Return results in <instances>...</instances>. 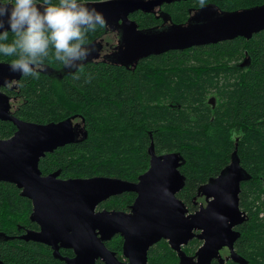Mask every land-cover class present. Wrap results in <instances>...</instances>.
I'll return each mask as SVG.
<instances>
[{
	"label": "trees",
	"instance_id": "obj_1",
	"mask_svg": "<svg viewBox=\"0 0 264 264\" xmlns=\"http://www.w3.org/2000/svg\"><path fill=\"white\" fill-rule=\"evenodd\" d=\"M98 1L103 0H78ZM204 4L231 13L262 6L264 0H173L155 9L163 10L173 25H181L189 11ZM155 9L138 11L130 20L142 32L160 29ZM105 26L88 33L90 44ZM115 31L120 38L121 31ZM12 38L10 33L8 42ZM110 55L98 62H84L78 79L68 73L59 84H53L50 72H40L38 78L22 76L19 86L25 103L15 112L17 119L37 124L75 118L82 122L76 142L47 154L39 169L43 174L57 172L65 179L104 176L135 183L148 169L152 145L157 155L177 153L181 157L184 185L177 198L189 212H195L200 188L233 161L243 172L239 208L246 216L235 228L234 253L239 260L228 257L212 264H264V31L249 39L239 37L151 56L128 67L118 65ZM12 59L0 54V63L10 64ZM44 65L58 69L62 64L50 54ZM209 96L215 98L214 108L207 104ZM13 131L12 124L0 123V139H8ZM134 198L125 193L100 208L128 211ZM29 212L30 202L14 186L0 183L3 264H64L50 248L19 239L21 232L31 228ZM106 245L120 255V236ZM200 246L201 241L194 238L180 253L192 259ZM60 255L65 258L70 253ZM147 264H181V258L168 242L160 240L148 251Z\"/></svg>",
	"mask_w": 264,
	"mask_h": 264
},
{
	"label": "water",
	"instance_id": "obj_2",
	"mask_svg": "<svg viewBox=\"0 0 264 264\" xmlns=\"http://www.w3.org/2000/svg\"><path fill=\"white\" fill-rule=\"evenodd\" d=\"M172 1L103 0L82 4L101 13L106 26L120 23V46L109 55L118 65L127 67L168 51L239 37L249 39L264 31V5L231 13H221L210 6L197 11L184 25L165 27L163 24L160 29L149 32L139 31L129 19L135 12H150ZM9 66L0 64L2 82L21 75L12 72ZM214 101L211 97L208 103L213 106ZM7 109L5 106L0 119L13 123L16 132L0 140V182L16 185L22 189L23 198L33 201L31 218L40 226L39 233H27L24 241L47 245L55 256L59 247L72 248L76 257L68 260V264H94L98 258L105 264H147L149 249L160 240L167 241L170 248L180 254L181 264L222 261L223 248L228 249L232 260H239L234 253L238 238L235 228L246 221V216L239 208L243 172L233 161L216 179L200 188L197 197H204L206 205H200L193 214L185 216V206L176 197L184 185L179 172L182 162L179 154L157 155L150 145L148 169L135 183L104 176L62 181L56 179L57 173L41 178L39 160L57 148L76 142L77 132L72 120L28 123L9 116ZM226 170L228 173L223 177ZM123 193L136 194L129 213L102 211L94 215L96 205ZM115 235L123 239L122 251L127 263L118 262L104 245V241ZM194 238L201 241V246L191 259L180 250Z\"/></svg>",
	"mask_w": 264,
	"mask_h": 264
},
{
	"label": "clouds",
	"instance_id": "obj_3",
	"mask_svg": "<svg viewBox=\"0 0 264 264\" xmlns=\"http://www.w3.org/2000/svg\"><path fill=\"white\" fill-rule=\"evenodd\" d=\"M103 15L78 0H12L0 2V54L13 57L12 72L38 78L50 54L74 79L94 51L87 36L104 27ZM13 38L9 41V34Z\"/></svg>",
	"mask_w": 264,
	"mask_h": 264
},
{
	"label": "flooded vegetation",
	"instance_id": "obj_4",
	"mask_svg": "<svg viewBox=\"0 0 264 264\" xmlns=\"http://www.w3.org/2000/svg\"><path fill=\"white\" fill-rule=\"evenodd\" d=\"M174 1H179V0H174ZM210 6H213V4H204V5H202L200 8H198V9H195V10H191V11H189V15H188V19H187V21L184 23V24H186L187 22H189V20L192 18V17H195L196 16V12L197 11H199L200 9H204V8H207V7H210ZM160 10V9H159ZM159 10H157V9H155L154 10V13H155V20L157 21V24H159V26L160 25H163V24H165V22L163 21V18L160 16V14H162L163 16H167V14L165 13V12H163V10L162 11H160L159 12ZM218 12H220L219 10H218ZM136 13V12H135ZM135 13H133V14H135ZM133 14H131V15H133ZM130 15V16H131ZM130 16H129V19H130ZM168 19H169V21L167 22V24L165 25V27L167 26V25H173L172 24V22H171V19L168 17ZM120 23H117V25H115L116 27H114V25H111L110 27H113V29L115 30V28H117V30L119 31V25ZM184 24H181V25H184ZM104 32H105V30L103 31V34H104ZM116 32V31H115ZM103 34L99 37V38H97L96 40H98V39H100L102 36H103ZM116 35H117V40H118V43H119V45L113 50V52H115V51H117V49L119 48V46H120V38H121V34H120V38H119V33H117L116 32ZM107 43H109V42H107ZM212 45V44H211ZM205 46H208V45H205ZM200 47H203V46H200ZM192 48H194V47H192ZM189 49H191V48H189ZM189 49H185V50H174V51H168V52H166V53H163V54H161V55H158L157 57H162V56H166V55H170L171 53H177V52H185V51H187V50H189ZM112 52V53H113ZM112 53H110V54H112ZM109 55V54H108ZM107 56V55H106ZM151 57V56H150ZM149 58V57H148ZM0 64H3V63H0ZM63 65H61L60 67H62ZM64 76L65 75H62V76H58V75H56V74H52V75H50V77H51V80L53 81V84H59V82L61 81V79L62 78H64ZM21 78H22V75H19L18 77H14V78H11V79H9L8 81H4V82H2L1 80H0V113L3 111V109L5 108V106H7L8 107V109H7V114L9 115V116H11V117H14V118H16L15 116H14V114H15V112L22 106V105H24V103H25V99H24V97H23V95H21V93H20V86H19V83H20V81H21ZM2 96V97H1ZM211 97H213V96H209L208 98H207V104H209L208 103V100L211 98ZM212 106V105H211ZM214 106H215V101H214V104H213V106H212V108H214ZM17 119V118H16ZM76 119H79V118H75V119H73V120H76ZM19 120V119H18ZM20 121H22V120H20ZM3 122H7V123H10V124H12L13 125V123H11L10 121H3V120H1L0 119V123H3ZM23 122H25V121H23ZM29 123V122H28ZM72 123H73V121H72ZM14 126V131H13V133H12V135L10 136V137H12L13 135H14V133L16 132V127H15V125H13ZM9 137V138H10ZM0 140H2V139H0ZM3 140H5V139H3ZM58 149V148H57ZM57 149H55V150H57ZM54 150V151H55ZM52 153V152H51ZM48 154H50V153H48ZM47 155V154H46ZM45 155V156H46ZM44 156V157H45ZM43 157V158H44ZM42 159V158H41ZM40 159V160H41ZM40 160H39V162H40ZM38 169H39V163H38ZM39 171H40V175H41V178H44V177H47L48 175H50V174H53V173H49V174H43L42 173V171L39 169ZM54 173H57V172H54ZM57 177H56V179H58V180H62V181H65V180H68V179H82V178H68V179H65V178H63V177H60L59 176V174L57 173ZM88 179V178H87ZM0 183H5V182H0ZM5 184H9V183H5ZM9 185H12V186H14L17 190H18V192H19V194L22 192V189H19V188H17V186L16 185H14V184H9ZM123 194H125V193H123ZM123 194H120V195H117V196H113V197H110V198H108L107 200H105V201H103V202H101V203H99L98 205H96V207L94 208V211H93V213H94V215H96L97 213H99V212H102V211H107V210H105L104 208H100V206L103 204V203H105V202H107V201H109V200H111L112 198H117V197H119V196H121V195H123ZM131 194H134V193H131ZM135 195V197H136V194H134ZM176 197H177V195H176ZM29 202H30V212H29V214H28V219H29V222H30V224H31V228H27L23 233L21 232V235H19V239H21L22 241H24L23 240V236H25L27 233H29V232H36V233H39L40 232V226L35 222V221H33L32 220V215H33V210H34V205H33V201L31 200V199H27ZM134 200H135V198H134ZM134 202V201H133ZM133 204V203H132ZM205 205H206V202H205ZM204 205V206H205ZM185 206V205H184ZM130 210H131V208L128 210V211H119V212H125V213H129L130 212ZM185 210H186V214H185V216H189V215H191V214H193L194 213V211H192V212H189L188 210H187V208L185 207ZM111 211H116V210H111ZM110 212V211H109ZM116 236H120V235H115V236H113L111 239H109V240H106V241H104V245H105V247L110 251V252H112L113 254H114V257L116 258V260L118 261V262H120V263H127L128 262V260L123 256V251H121V253H120V255H117L114 251H112V250H110L108 247H107V243L110 241V240H112L114 237H116ZM121 237V236H120ZM121 239H122V237H121ZM165 241V240H164ZM191 241V240H190ZM190 241L189 242H187L186 244H184V245H182L181 246V249H183V248H185V247H187L188 246V244L190 243ZM2 242V238H0V243ZM24 242H32V243H37V242H33V241H24ZM167 242V241H166ZM37 244H40V245H43V246H45V247H47V248H50L51 249V251L54 253V251H53V249L51 248V247H49V246H47V245H44V244H41V243H37ZM169 245V244H168ZM122 246H123V239H122ZM170 247V246H169ZM172 249V248H171ZM150 250V249H149ZM173 250V249H172ZM62 251H66V252H68V253H70V256H67V257H65V258H62L61 257V255H60V252H62ZM181 251V250H180ZM175 253H176V251H174ZM178 253V252H177ZM57 254H58V256H55V254H54V256L56 257V258H58V259H60V260H62L63 261V263L64 264H68L67 263V261L68 260H71V259H74L75 257H76V254H75V252H74V250L72 249V248H63V247H59L58 248V252H57ZM148 254V253H147ZM220 255H221V258H222V260L224 261V260H226V258H228L229 257V251H228V249H226V248H223L221 251H220ZM192 259H194V258H192ZM214 261H219V260H213L212 262H211V264L214 262ZM0 264H3V262L1 261V259H0ZM94 264H105L104 262H103V260L101 259V258H98V259H96L95 260V262H94Z\"/></svg>",
	"mask_w": 264,
	"mask_h": 264
},
{
	"label": "rangeland",
	"instance_id": "obj_5",
	"mask_svg": "<svg viewBox=\"0 0 264 264\" xmlns=\"http://www.w3.org/2000/svg\"><path fill=\"white\" fill-rule=\"evenodd\" d=\"M160 16L163 18V21L165 22V25H166L167 22L169 21L168 16H163L162 14H160ZM92 45L94 46V51L92 52V54L88 57L86 61L98 62L102 60L103 57H105L106 55L112 53L113 50L119 45L118 40H117V35L113 27L105 26V32L103 36L100 39L96 40ZM42 72H50L52 74L62 76V75H66L70 73V70L62 66L58 69L46 68V70ZM72 121H73V125L77 133L78 131L82 130L81 128L82 122L80 119H76ZM227 173L228 171L226 170L223 173V177H225ZM197 201H198V206L205 205L204 197H201V196L197 197Z\"/></svg>",
	"mask_w": 264,
	"mask_h": 264
}]
</instances>
